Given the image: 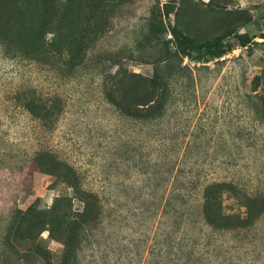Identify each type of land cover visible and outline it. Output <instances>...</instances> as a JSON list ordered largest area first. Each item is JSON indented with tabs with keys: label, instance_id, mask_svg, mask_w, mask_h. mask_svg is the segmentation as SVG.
Wrapping results in <instances>:
<instances>
[{
	"label": "rangeland",
	"instance_id": "374dc122",
	"mask_svg": "<svg viewBox=\"0 0 264 264\" xmlns=\"http://www.w3.org/2000/svg\"><path fill=\"white\" fill-rule=\"evenodd\" d=\"M40 1L0 0V264H44L46 249L58 264L68 235L77 264H264V0H55L43 31ZM173 31L230 51L185 56L164 112L142 115L131 88ZM212 181L237 185L219 189L221 213L250 209L251 231L206 222Z\"/></svg>",
	"mask_w": 264,
	"mask_h": 264
},
{
	"label": "trees",
	"instance_id": "16d2710c",
	"mask_svg": "<svg viewBox=\"0 0 264 264\" xmlns=\"http://www.w3.org/2000/svg\"><path fill=\"white\" fill-rule=\"evenodd\" d=\"M38 9L40 11L39 25L41 30L43 31L54 28L57 24L55 14L56 1L41 0L38 4ZM160 24L162 26L160 28V33H163L166 31V29L165 27H163L164 21L162 20V18L160 19ZM261 37L264 38V34ZM238 39L239 44L243 47H248L249 44H251L253 41V38L248 37L246 34H241ZM253 43L264 45V40L260 42L253 41ZM164 46L165 49L163 56L158 58L155 62L153 76L151 78L139 76L137 85H134L131 88L133 92L139 91L137 104L144 106L142 108L145 112L142 115L156 114L160 111L164 112L169 99H171L170 96L176 89L173 84L174 79L178 77H185L186 75V67L181 66V60L185 56H190L193 51H196L198 54L197 61L206 63L209 60L220 58L228 51H230L227 46H224L220 39H212L198 44L188 37L176 33V31H173V33H171V37L169 39H164ZM173 61H176V63H173ZM187 77L189 78L188 80H193V76ZM21 90L22 87H19L14 91L17 94L16 101L20 99L18 93ZM254 90H256V88ZM250 97L253 101V97L251 95ZM32 102L33 101L31 98H29V96H24L22 98V101L20 102V105L29 110L31 108ZM38 154H41V152H39ZM182 184L186 187V191H184L183 193H181V191L180 193L184 196L192 197V191L194 188L196 189V187L194 186L197 184V181L195 179L185 178ZM226 185H229L230 189L237 190V185L232 181H212L202 185V202L200 203L204 219L215 230H237L239 233L241 232V230L251 231L252 228L250 227H252V213L250 212V209L248 210L246 217H240L236 219L234 215H223L221 213V206L219 203V189L223 188ZM180 189L182 190L183 188ZM257 195L259 194H255L254 196ZM88 212L89 209H86V211L82 213L81 216L84 217L83 222L88 220ZM33 225V222L25 225L24 229L27 231L26 237H30L31 234L28 231H30V227H32ZM20 227L18 228V230L20 229ZM183 239L186 240V236H184ZM64 244V256L62 261L58 264H77L78 256L76 254L75 240H73L72 236L68 235L65 238ZM172 245L173 247L178 245L180 251L187 247V250L188 248H190L191 253H194L196 251L201 252V249L198 248V242L194 240L186 243L181 240H175L174 244ZM27 251L28 252H24L22 255H20L18 260L22 261L27 259V256L30 255L32 249H29ZM46 252H48L47 249L45 250V254L42 256L44 264H57L52 262L51 259L48 258Z\"/></svg>",
	"mask_w": 264,
	"mask_h": 264
}]
</instances>
